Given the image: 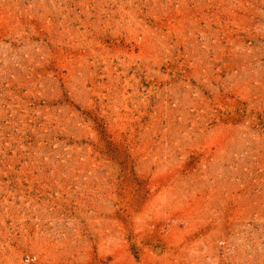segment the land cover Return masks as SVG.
I'll use <instances>...</instances> for the list:
<instances>
[{
	"label": "rangeland",
	"instance_id": "1",
	"mask_svg": "<svg viewBox=\"0 0 264 264\" xmlns=\"http://www.w3.org/2000/svg\"><path fill=\"white\" fill-rule=\"evenodd\" d=\"M0 264H264V0H0Z\"/></svg>",
	"mask_w": 264,
	"mask_h": 264
}]
</instances>
